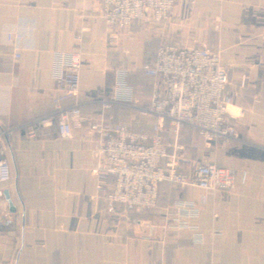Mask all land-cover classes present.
<instances>
[{"label":"crops","instance_id":"obj_1","mask_svg":"<svg viewBox=\"0 0 264 264\" xmlns=\"http://www.w3.org/2000/svg\"><path fill=\"white\" fill-rule=\"evenodd\" d=\"M99 12L97 0H0V127L27 123L47 106L57 94V57L74 52V36L90 28L77 97L87 124L71 139L56 127L36 139L13 135L11 180L0 185V264H264V0L182 2L168 27L110 37ZM15 34L21 40L9 42ZM164 45L218 53L234 110H243L225 148H205L185 133L188 172L198 163L235 171L231 193L209 192L203 204L194 198L199 235L170 231L161 215L128 209L116 208L113 221L94 200L100 138L92 125L113 118L132 130L152 124L134 108L102 110L99 102L114 95L123 70L145 105L152 86L140 67ZM158 195L161 210L188 200L187 190L165 184Z\"/></svg>","mask_w":264,"mask_h":264},{"label":"built area","instance_id":"obj_2","mask_svg":"<svg viewBox=\"0 0 264 264\" xmlns=\"http://www.w3.org/2000/svg\"><path fill=\"white\" fill-rule=\"evenodd\" d=\"M195 1L97 0V4L105 35L110 37L142 27H168L178 3L192 6ZM89 29L83 25L74 36V52L57 57V72L53 77L57 94L47 106L27 123L0 127V185L11 180L8 153L15 133L36 139L56 127L60 138L71 139L74 129L87 124L77 97L82 55L90 45ZM20 40L19 34L8 35L9 42ZM14 58L20 56L16 54ZM140 74L152 86L145 105L136 101L128 85V73L123 70L117 71L114 95L99 102L102 110L115 105L134 108L140 117L151 118L152 124L147 129L132 130L113 118L103 125H92L100 138L94 155L98 165L94 200L106 206L113 221L118 219L113 216L116 208L128 209L138 214L161 215L164 228L170 231L187 230L199 235L194 198L203 204L209 192L231 193L235 171L198 163L188 172L182 167L188 161L185 133L193 132L205 148H225L236 137L243 110H234L233 97L227 90L228 71L218 53L208 49L161 46L154 61L140 67ZM162 184L187 190L188 200L161 210L158 188ZM126 219L131 221L129 217Z\"/></svg>","mask_w":264,"mask_h":264}]
</instances>
